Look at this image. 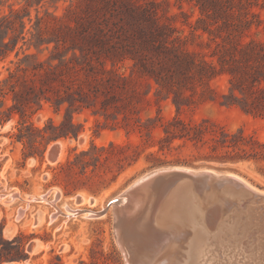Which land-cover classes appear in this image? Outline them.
Wrapping results in <instances>:
<instances>
[{"label": "rangeland", "instance_id": "374dc122", "mask_svg": "<svg viewBox=\"0 0 264 264\" xmlns=\"http://www.w3.org/2000/svg\"><path fill=\"white\" fill-rule=\"evenodd\" d=\"M2 1L0 16L9 13L11 7L20 10L21 15L30 11L32 20L27 16L25 20L27 28L32 30L38 16L43 17V26L52 24V15H64L71 4V0ZM156 1L163 19L176 27L175 34L191 51H199L209 58L218 42L233 44V34L229 35L233 31V17H208L196 0ZM259 1L264 4V0ZM240 3L241 0H223L220 5L228 9ZM258 11L257 17L249 16L253 22L245 28L248 29L245 30L246 40H264V10ZM205 26L213 32H205ZM23 45L24 40L21 39L18 48ZM27 46L25 44L23 49ZM32 50L38 53L41 60L49 55L48 50L38 52L34 47ZM20 56H24L22 49ZM17 59L13 52L0 61V80L8 76L9 67L16 68L11 60ZM131 64V61H126L121 71L130 74ZM67 77L68 84L74 83L75 88L80 87L87 93L85 101L92 105L74 112V120L80 130L78 137L53 140L43 154L41 146L45 140L40 131L30 132L39 149L32 146L28 138H18V127L22 121L33 122L41 129L51 118L56 123L64 119L66 108L57 113L50 102H44L36 112V105L29 108L24 119L14 112L10 119L0 124V240L3 233L7 241L4 255L20 257L18 264H129L117 238V218L111 202L143 175L158 168H209L221 174L233 172L264 190V161L234 160L236 152L233 148L218 147L213 150L215 142L209 133L204 135L203 141L197 142L188 137H167L164 131V127L178 115L191 125L204 122L208 129L218 133L220 126L230 132L242 130L264 141V118L247 114L238 105L223 103L225 98L222 95L231 92L229 73L221 72L209 81V86H199L200 93L191 95V99L186 100L189 105L180 112L172 98L165 99L164 94L156 95L158 85L153 79L140 73H135L124 88L111 87L92 76L87 78L83 72ZM63 87L60 85V89ZM187 93L191 94L190 91ZM0 99H4L6 106L13 104L11 92L0 96ZM180 127L177 125L171 129L181 133ZM57 142L64 145L63 153L59 158L51 159L55 162H50L46 153L49 146ZM111 142L119 147L111 148ZM93 143L106 146L108 150L97 164L91 162L83 169L76 156L90 149ZM240 152L242 155L245 153ZM87 159L91 160L90 156ZM13 194H16L15 198H11ZM78 196H86L93 202L80 203ZM240 203L237 213L250 211L251 221L256 222L252 221L248 229L251 232H248L242 245L253 247L257 241L251 237L258 233L264 235V207L252 202ZM69 209L75 212H69ZM89 210L100 215L87 216ZM20 211L23 213L19 218ZM233 213L236 214V211ZM34 240L40 241L41 245L37 251L30 252L28 247ZM239 258L242 259L241 264H251L243 255ZM15 263L4 259L0 264Z\"/></svg>", "mask_w": 264, "mask_h": 264}, {"label": "trees", "instance_id": "16d2710c", "mask_svg": "<svg viewBox=\"0 0 264 264\" xmlns=\"http://www.w3.org/2000/svg\"><path fill=\"white\" fill-rule=\"evenodd\" d=\"M222 1L196 0L208 17H233L234 21L236 17L237 20L233 21V31L229 33L233 34V44L218 42L209 58L183 46L181 37L175 34L176 27L163 19L156 0H71L64 15H52V24L43 26V17L38 16L34 30L27 28L25 20L26 16L32 20L30 11L21 15L20 10L11 7L9 13L0 16V61L13 52L18 59L11 60L16 68L9 67L8 76L0 80V96L11 92L13 99L11 106H6L4 99H0V124L10 119L14 112L24 119L29 108L36 105V112L44 102H50L57 113L66 108L64 119L56 123L51 118L41 129L33 122L22 121L18 138H28L32 146L39 149L30 132L40 131L45 140L41 146L43 154L53 140L78 137L80 130L74 112L92 105L86 103L87 93L82 88H75L74 83L68 84L67 76L81 72L87 78L92 76L118 88L126 87L135 73L148 76L158 85L156 95L172 98L178 112L189 105L186 100L191 99V95L200 93L199 86H209L212 78L227 72L231 92L222 95L225 98L223 103L238 105L247 114L264 118V40L245 39V30H248L245 28L253 22L249 16L257 17L258 10H264V4L259 0H245L244 3L241 0L239 5L227 9L220 5ZM2 5L0 0V9ZM203 30L213 32L207 26ZM21 39L24 45H28L26 49H23L24 45L18 48ZM33 47L38 52L48 50V57L41 60ZM126 61L132 62L130 74L121 71ZM60 85L64 86L63 89ZM203 123L191 125L177 115L164 131L167 137H188L197 142L203 141L204 135L209 133L215 142L213 150L233 148L236 152L234 160L264 161V141L242 130L230 132L223 126L218 133ZM177 125H181V133L171 129ZM110 147L119 145L111 142ZM107 150L106 146L93 143L76 159L86 169L91 162L97 164ZM240 150L245 153L242 155ZM88 156L91 160L87 159ZM6 243L1 233L0 263L7 259L18 264L20 257L4 255Z\"/></svg>", "mask_w": 264, "mask_h": 264}, {"label": "bare ground", "instance_id": "6f19581e", "mask_svg": "<svg viewBox=\"0 0 264 264\" xmlns=\"http://www.w3.org/2000/svg\"><path fill=\"white\" fill-rule=\"evenodd\" d=\"M57 144L60 146L58 158L63 153L64 145L61 142L50 145L46 153L50 162H55L51 160V153ZM177 168L217 173L209 168ZM150 175H143L114 198L119 199L117 203H111L117 218V238L128 262L130 258V262L134 264H209V261L216 262L215 264H241L239 256L243 255L251 264H264V235L250 234L257 243L253 247L242 245L245 243L244 238L249 235L248 229L253 220L251 221L250 211L237 213L239 204H231L233 199L240 202L241 195L212 188L201 195L195 190L191 180H183L164 198V193L156 195L148 188ZM228 175L251 189L264 193L238 174L229 172ZM134 185L141 187L135 193L129 191ZM11 196L15 198L16 194ZM45 196L42 199H46ZM77 199L80 203L93 202L86 196H78ZM211 205L215 206L210 207ZM69 212L75 211L69 209ZM22 213L20 211L17 217L20 218ZM95 215L100 213L90 210L87 213V216ZM240 222L243 223L240 225Z\"/></svg>", "mask_w": 264, "mask_h": 264}, {"label": "water", "instance_id": "95a60500", "mask_svg": "<svg viewBox=\"0 0 264 264\" xmlns=\"http://www.w3.org/2000/svg\"><path fill=\"white\" fill-rule=\"evenodd\" d=\"M53 153H51V159L55 160L59 156L60 152V146L57 144L52 149ZM168 168V169H167ZM150 178H149V185L148 188L152 189V191L156 195H160L164 193V198L171 192V190L178 185L183 180H191L192 184L201 195H203V192L210 190L211 188L214 190H220L223 192H233L235 195H241L242 200L244 202H252L256 205H259V207H264V193L257 192L253 189H251L249 186L245 185V183H242L238 181V179L232 178L231 175H228V173L221 174L216 173L213 171H206V170H197V171H189L186 169L181 168H170V167H164L155 169L151 172H149ZM139 185H134L129 191L135 193L137 190L141 187H137ZM260 189V188H258ZM263 190V189H261ZM264 191V190H263ZM234 198V197H233ZM119 199H115L111 203H117ZM240 201V202H241ZM236 203H240L237 200L233 199L231 204L235 205ZM262 203V204H257ZM215 205H211L210 207H213ZM209 207V208H210ZM40 241L34 240L29 244V251L34 252L37 251L40 248ZM131 259L129 258V263L134 264L130 262Z\"/></svg>", "mask_w": 264, "mask_h": 264}]
</instances>
